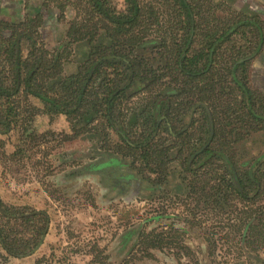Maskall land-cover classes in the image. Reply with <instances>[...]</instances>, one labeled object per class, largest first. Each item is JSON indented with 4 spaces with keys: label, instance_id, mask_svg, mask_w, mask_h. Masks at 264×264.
I'll use <instances>...</instances> for the list:
<instances>
[{
    "label": "trees",
    "instance_id": "1",
    "mask_svg": "<svg viewBox=\"0 0 264 264\" xmlns=\"http://www.w3.org/2000/svg\"><path fill=\"white\" fill-rule=\"evenodd\" d=\"M58 1L59 13L49 15L41 7L19 14V3L0 2V135L17 129L24 113L22 120L29 112L65 116L69 139L100 133L111 156L104 166L121 156L154 185L173 172L207 201L264 209V153L240 164L234 156L247 136L264 132V90L251 83L264 53L257 5L237 0L240 9L220 17L218 0H124L122 9L115 0ZM71 1L83 14L67 36L92 38L76 72L63 76L44 27L58 24ZM147 92L152 97L132 108ZM35 138L20 135L9 160L23 161L24 141ZM49 225L46 212L0 200V250L8 256L33 254Z\"/></svg>",
    "mask_w": 264,
    "mask_h": 264
},
{
    "label": "rangeland",
    "instance_id": "2",
    "mask_svg": "<svg viewBox=\"0 0 264 264\" xmlns=\"http://www.w3.org/2000/svg\"><path fill=\"white\" fill-rule=\"evenodd\" d=\"M247 1L257 5L264 17V1ZM10 2L19 3V14L39 7L47 15L59 13L58 0ZM74 2L66 5L58 24L44 27L49 35L47 45L58 49L63 76L76 72L92 38L87 31L67 36L72 23L83 14ZM218 2L220 17L240 9L237 0ZM115 4L124 8V0H115ZM262 62H254L251 83L264 90L259 78ZM55 72L54 68L51 80ZM152 95L147 92L135 98L131 107H139ZM29 103L36 110L41 107L35 100ZM33 113H26L25 120L22 114L17 129L0 135V200L48 214L50 237L38 248L45 244L37 264H264V209L260 203L207 201L195 185L190 181L185 183L188 186L182 185L173 172L154 185L121 156H115L118 164L104 166L111 156L101 149L99 132L91 133L92 139L88 135L69 139L65 116L51 120ZM29 132H35V141L23 140L25 158L12 162L7 156L20 135ZM242 142V148L234 149L239 164L264 153V132ZM4 261L0 254V264ZM23 262L35 264V258L12 264Z\"/></svg>",
    "mask_w": 264,
    "mask_h": 264
},
{
    "label": "crops",
    "instance_id": "3",
    "mask_svg": "<svg viewBox=\"0 0 264 264\" xmlns=\"http://www.w3.org/2000/svg\"><path fill=\"white\" fill-rule=\"evenodd\" d=\"M1 1H3V0H0V2ZM7 1V0H6ZM5 15H6V13H5ZM258 60H261V62H262V60H263V62H264V56L262 55V58H260V57H258L257 59H256V61L255 62H257ZM261 63V65L263 66V68H261V70H260V73H259V78H261V80L264 82V63ZM60 117V116H59ZM66 118V117H65ZM67 121V120H66ZM68 122V121H67ZM69 124V123H68ZM71 130V129H70ZM15 147V146H14ZM14 151H15V148H14ZM13 151V152H14ZM13 152H11V153H13ZM50 237V235L48 234L45 238H44V240H45V242L47 241V239ZM43 240V241H44ZM45 246V244H43L42 246H41V248L40 249H37L36 251H35V254L33 255V256H30V257H27V258H25V257H23V258H16V257H11V256H8V254L6 253V251L5 250H3V249H1L0 250V252H1V254L2 255H4L5 257H7V259L4 261V262H6L5 264H12V262L13 261H15V262H17V263H21L22 261H26V260H28V259H30V258H35V264H37V262L36 261H38V259L41 257V255H43V254H41L43 251H44V249H43V247ZM23 264H27V263H24L23 262Z\"/></svg>",
    "mask_w": 264,
    "mask_h": 264
}]
</instances>
